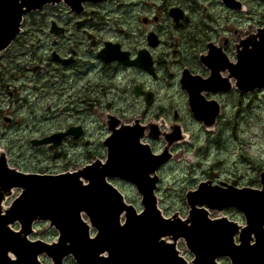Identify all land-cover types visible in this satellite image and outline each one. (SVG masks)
I'll return each mask as SVG.
<instances>
[{
  "label": "water",
  "instance_id": "water-1",
  "mask_svg": "<svg viewBox=\"0 0 264 264\" xmlns=\"http://www.w3.org/2000/svg\"><path fill=\"white\" fill-rule=\"evenodd\" d=\"M60 1L0 0V52L20 32L23 15ZM63 1L71 11L79 13L83 2L103 0ZM52 30L61 32L57 25ZM98 55L112 61V42H105ZM255 64L253 59H245L244 92L264 85L261 71L252 69ZM182 83L195 117L211 126L215 113L203 112L189 78L184 77ZM114 125L111 118L107 120L111 133L103 141L105 161L96 159L73 172H22L10 167L4 152H0V264H42V255L51 264H65L67 257L75 264H188L177 248L180 239L193 256L190 264H220L218 259L223 257L229 259V264H264V172L260 189L200 182L185 193L187 215L182 218L175 212L166 217L154 193L156 171L171 158L168 149L178 139V133L165 135L164 150L154 154L148 144L140 142L142 129L124 125L114 129ZM69 133L79 134L69 128L32 140V144L52 142L54 147ZM112 177L135 185L141 195L140 212L107 181ZM14 189L20 192L5 207ZM231 207L241 212L243 225L221 213ZM210 210L219 216L211 218ZM36 221L48 222L57 231L56 240H31ZM16 223L18 230L12 227Z\"/></svg>",
  "mask_w": 264,
  "mask_h": 264
},
{
  "label": "flooded vegetation",
  "instance_id": "flooded-vegetation-1",
  "mask_svg": "<svg viewBox=\"0 0 264 264\" xmlns=\"http://www.w3.org/2000/svg\"><path fill=\"white\" fill-rule=\"evenodd\" d=\"M107 5H112V61L108 62L98 55L108 40L101 39L90 24L91 15L96 13L95 10ZM46 6H62L66 10L69 9L63 1ZM75 15L83 18L74 22L73 26L59 24L54 20L49 22L50 34H56L52 30L53 25L61 28V32L52 37L53 46L47 60L19 63L16 61V57L25 58L27 55L23 51L15 53V48L23 50L24 40L28 38L26 36L31 37L32 34L25 29L23 23L20 33L0 52V96H7L2 98V102L7 103L6 108L11 109L16 101L28 106L31 95L37 100L46 94H57L56 91L53 92V87H58V82V91L68 90V87H65L67 82L69 84L71 81L87 77L89 73L85 72V63L79 56L80 44H85L80 37L75 36L81 33L87 42V59H92L90 62L94 63L95 57L100 63L112 65V106L107 105L103 109L105 118L102 123L105 125L111 118L112 124H115L114 129H119L122 125L136 126L142 129V143L151 144L158 140L165 143V135L173 132L178 133V139H190L192 134L182 122V114L187 115V119L205 133L217 129L223 116L226 98H235L237 95L244 101L245 59H253L256 64L252 69L256 67L264 76V0L86 1L83 3V11ZM61 38L62 43L59 41ZM11 53L14 58L6 62L11 58ZM81 68V72H77ZM184 77L190 79L203 112L215 113L212 127L209 128L203 119H197L193 114L188 91L182 83ZM168 80L173 83L178 93V103L182 107L180 114L175 109L170 111L172 104L167 101L169 98L165 95L159 98L158 92L164 91L165 82ZM256 81L261 82L260 79ZM83 89L84 87L81 91ZM261 91H264L262 84L250 92ZM24 92L27 94L24 95ZM80 94L81 92H76L75 99L70 102L66 116L71 121L61 130L64 132L73 128L79 134L65 135L54 147L52 142L32 144V140H39L48 135L32 137L29 139L32 149L41 148L47 153H52V156L58 154V161L70 150L85 152L87 157L94 155L91 153L93 143L86 127L80 122L83 123V117H86L88 112L96 113L94 109L100 110L97 106L99 104L96 103L99 98H94L92 94L88 96L84 92ZM67 102L66 100L65 103ZM128 104L138 106L140 111L128 114L125 107ZM154 134H157V137H154ZM107 135L108 132L105 137ZM102 141L101 146L106 153ZM164 145L161 150H154L152 146L150 148L152 152L159 153L164 149ZM176 145L179 144L172 143L170 146L172 154ZM83 148L86 151H82ZM0 149L7 154L5 145ZM93 159H88L80 166ZM80 166H67L68 168L50 173L74 171ZM40 171L39 173H49ZM109 181L124 182L118 178ZM125 184L133 187L131 184ZM257 184L259 186V178Z\"/></svg>",
  "mask_w": 264,
  "mask_h": 264
},
{
  "label": "rangeland",
  "instance_id": "rangeland-1",
  "mask_svg": "<svg viewBox=\"0 0 264 264\" xmlns=\"http://www.w3.org/2000/svg\"><path fill=\"white\" fill-rule=\"evenodd\" d=\"M95 11L96 13L91 15L90 24L101 39L112 42V5L98 7ZM82 18L83 16L75 15L62 6H46L27 14L23 25L27 31L32 32L31 37L26 36L28 38L24 40L23 50L19 47L14 50L17 54L20 51L26 52L27 57H16V61L19 63L47 60L53 46L52 37L59 34H50L49 22L54 20L59 24L66 23L68 26H73L74 22ZM75 36L80 37L85 44H80L79 56L85 63V72L89 73L87 77L77 79L75 82L71 81L69 84L67 82L65 87H68V90L58 91L60 84L58 82L56 84L58 87H53V92L56 91L57 94H46L37 100L31 95L28 106L16 101L11 109L6 108L7 103L2 102V98L7 96H0V148L4 145L7 147L8 162L12 167L26 172L44 170L50 173L67 166L78 167L94 157L105 158L106 153L103 151L101 141L107 130L102 120L105 118L103 109L107 105L112 106V65L100 63L95 57H93L95 62L91 63L92 59H87L88 47L84 35L81 33ZM59 41L62 43V38ZM13 58L14 54L11 53V58L6 62ZM82 68L77 72H81ZM42 78L46 80L44 76ZM165 84L164 91L158 92L159 98L163 95L169 98L170 100L167 101L172 104L170 111L175 109L180 114L182 107L178 103L176 88L169 80ZM77 90L81 92L80 95L84 92L88 96L92 94L94 98H99V102L96 103L99 104L97 106L100 110L94 109L96 113L88 112L85 114L86 117H83V123L80 122L86 127L89 139L93 143L91 153L94 155L87 157L84 155L85 152L70 150L66 151L64 157L58 161V154L56 159L52 153H47L41 148L32 149L29 144L30 138L40 135L49 136L51 133L61 131L67 122L71 121L66 116V111L70 102L75 99ZM125 107L128 114L140 111L134 104ZM222 113L218 128L209 130V133L201 131L199 126L187 119V115L182 114L181 120L192 135L190 139L177 143L179 145L174 147L172 158L159 170L158 206L164 215L178 212L180 216H185L188 211L184 197L186 191L196 188L201 181L207 179L215 183L224 181L237 186L258 187L257 176L259 171L264 169V91L250 92L244 97V101L237 95L235 98L228 96ZM5 117L12 119L8 120ZM163 144L165 143L162 140H158L151 142L150 146L154 150H161ZM82 151L86 150L83 148ZM113 184L124 194L128 202L137 209L141 208L140 195L134 187L119 181H114ZM15 195H17L16 191L11 198H8L5 205H8ZM223 214L232 220L243 221L241 214L234 208L225 209ZM217 215V212L211 213V216ZM35 229L36 233L32 238L48 242L55 239L56 232L48 227L47 223L38 222ZM177 247L187 260L192 258L182 240L178 241ZM40 260L42 264H50V260L44 256L40 257ZM220 263L229 264L226 258L220 259ZM65 264L75 263L71 258H67Z\"/></svg>",
  "mask_w": 264,
  "mask_h": 264
}]
</instances>
